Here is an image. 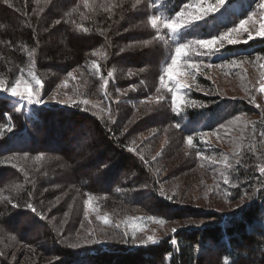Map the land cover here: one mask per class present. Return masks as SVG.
<instances>
[{"label":"trees","instance_id":"1","mask_svg":"<svg viewBox=\"0 0 264 264\" xmlns=\"http://www.w3.org/2000/svg\"><path fill=\"white\" fill-rule=\"evenodd\" d=\"M159 1L141 0L134 8L135 0H87V6L85 0H0V79L11 85L23 69L24 75L35 85L27 74L31 68L42 81L40 90L43 88L49 93L57 81L78 69L96 83L92 88L97 90L98 106L109 110L106 116L99 118L91 112L90 105L42 103L31 106L29 113H24L17 102L13 104L0 92V130L6 126L13 129L0 135V264H13V259L3 256V252H11L13 248L15 240L9 230L15 225L36 231L42 244L25 239L23 234L16 233L14 238L19 237L31 245L25 247L26 251L53 258L45 260L47 264H81L79 254L87 249H94V253L85 259V264H264V174L259 171L264 166L262 106L255 107L248 99L240 97L231 100L185 89V97L195 105L188 104L179 112L172 109L170 114L163 115L156 108V97L166 95L164 88L159 93L155 89L145 98L147 92H141L144 86L135 81V93L119 92L118 85L125 84L134 77L132 75L140 76L139 72L129 74L128 70L142 62L148 53L146 49L136 51V47L129 46L132 41L142 42L151 36L148 30L140 31L139 18L143 23L152 14H174L190 2ZM259 2L226 0L219 13L210 15L214 20L204 22L189 33L197 38L218 34L224 25L238 22L242 15L251 13ZM142 6L147 9L145 13H142ZM79 26L88 31H82ZM150 29L153 35L156 30ZM183 40L187 41L180 42ZM225 47L217 53L225 60L236 56L241 59L246 53L248 59L264 63V38L255 37L246 44ZM33 50L35 55L30 60L28 52ZM257 57L262 58L257 60ZM93 61L99 65L98 72L93 68ZM113 68L115 77L110 80L104 73ZM105 76L110 82L107 90L97 85ZM149 76L153 80L152 72ZM203 85L208 87V82L204 81ZM140 94L144 97L140 98ZM258 113L261 118L253 120L245 130L248 134L243 138L239 155L229 159L234 168L225 169L214 163L213 160L219 159L211 158L207 150L211 144L201 140L199 135L215 130L225 133L231 120ZM160 115L163 116L158 118ZM163 121L184 140L193 136L194 146L182 144V148L205 169L215 168L216 175L221 177L220 171L224 169L229 184L234 185L226 187L220 184V180L224 181L219 178L217 193L228 194L226 198L232 201L243 197L239 204L231 210L211 212L182 204L185 195L174 190L175 185L167 187L164 180L157 179H162L160 170L174 171L169 169L178 163L176 157L183 154L180 145L164 146L166 163L151 169L149 161L138 157L131 149L149 158L157 149L152 147H156L158 135L148 139L140 136L153 133L149 126ZM72 132L77 139L73 144ZM232 133L239 136V132L233 130ZM241 136L242 133L239 138ZM220 152L219 149L217 156H222ZM37 156L42 158L37 160ZM61 161L68 165L56 172L60 167L56 163ZM153 170L159 176H155ZM16 186H19L18 191ZM69 187L67 191L71 192L62 195ZM230 194L236 198L231 199ZM89 196L97 200L100 214L106 215L116 229L109 235L104 234L108 236L107 241L97 246H92L90 236L94 233L92 229L99 225H88V214L81 217L80 211L74 213L70 219H77L79 224L68 218L69 199L73 197L71 203L75 206ZM52 198H58L53 206ZM12 203L18 207H12ZM28 204L36 211L28 208ZM136 209L146 210L165 222L185 217L209 220L168 232L157 237V243L135 244V233L119 231L116 223L117 217L126 219ZM65 238L72 243L62 244ZM20 247L22 250L24 246Z\"/></svg>","mask_w":264,"mask_h":264},{"label":"rangeland","instance_id":"2","mask_svg":"<svg viewBox=\"0 0 264 264\" xmlns=\"http://www.w3.org/2000/svg\"><path fill=\"white\" fill-rule=\"evenodd\" d=\"M156 1V0H155ZM160 2L159 0H157ZM264 3V0H260V2L256 5L254 10L251 13H255L256 15L254 16V20H259L261 15H264V10H261L260 4ZM142 13H145L147 11L144 6H142ZM250 14V13H249ZM207 17L206 21L214 20L213 18ZM246 18V15H242V19ZM139 18L138 20V26L141 32H147L149 31V38L143 39L141 41H132L130 42L131 45L136 47L140 51L143 49L148 50L147 56H144V59L142 62H140L136 67L131 66L132 68L128 70L129 74H134L139 72V75H132L134 76L133 78H130V80H127L126 83L118 85L119 86V92L120 94H126V93H135L137 90V82L135 81H140L142 83V86H144V89H140L141 92H147V98L148 96L151 95L157 89L159 84V76L161 75V70L162 67L164 66V62L170 54L174 51L175 46H173L174 43H172V37L171 35L164 29H161L159 36L161 37L160 39H157L158 33L154 31L153 35L151 32V27L148 24V21H142ZM239 22V20H238ZM238 22H231L227 25H224V28H222V31H226L227 28L229 27H234L235 24ZM146 23V24H145ZM204 22H200L199 25H202ZM234 23V24H233ZM248 27L250 29L255 30V28L259 27V24H255V27L253 26V21L249 22ZM151 32V33H150ZM220 33V32H219ZM218 33V34H219ZM184 36L186 37L185 40H191V39H196L195 34L189 33L188 30H185ZM210 38V37H208ZM237 39H240L241 41L247 40V34H244L242 36L237 37ZM181 42H186V41H181ZM248 43V41L246 42ZM244 42L238 43V44H246ZM157 44L162 48V50L156 48ZM227 45V44H226ZM231 45H237V44H231ZM158 47V46H157ZM173 48V49H172ZM226 48V47H225ZM224 48V49H225ZM222 50V49H221ZM220 50V51H221ZM241 59H238V57H232L228 60H225L223 56H218L217 53L213 55H200L198 57L193 56V59L197 62L200 63L199 70L196 71L195 69H188L187 71L190 74H186L185 76L182 77V79L185 81V83L189 86L185 89H190V90H196L197 92L204 94V95H220L221 97H226L231 100H234L235 98H244L248 99L249 102H252L253 105L256 107L257 105H261V110L262 113H264L263 107H264V93L260 92L259 89V84L261 82V74L264 73V67L257 66L262 63V61L255 62V60H251L247 58V54L245 53ZM237 61V65H233L231 61ZM217 61V62H215ZM240 61H243V63H239ZM215 62V63H214ZM208 65H211V67H208ZM264 65V63H262ZM109 71L113 72V76L115 77V68L109 69ZM107 71V73L109 72ZM152 72L154 78L153 80L150 78L149 73ZM233 72V73H232ZM107 73H104L106 75ZM127 73V72H126ZM125 73V74H126ZM231 73V74H230ZM28 74V73H27ZM160 74V75H159ZM26 79V75H24ZM68 77V78H67ZM62 79L59 77V81H57L52 87L49 93H47V90H40V95L41 98L44 100L43 104H50V103H56L61 106L65 105H73L71 101H76V104H83V107L85 106H91L93 108V111L91 112L93 114H96L99 118H103V116H106L109 112L108 109L106 108H101L98 105L100 104V99L97 97L96 92L97 90L93 87V84H96L92 80L89 79L88 75L86 76L85 73L80 72L78 69L72 71V76H67ZM75 77V79H73ZM156 77L158 78V81L156 80ZM197 77L200 78L199 80H196ZM104 79H107L106 76ZM103 79V81H104ZM111 80V78H109ZM108 79V80H109ZM29 80V79H28ZM208 82V87L206 85H203L204 81ZM30 81V80H29ZM103 81L100 80V83L97 84L99 87L101 86V89H108L109 83L104 87ZM203 81V82H201ZM121 82V81H120ZM119 82V83H120ZM33 84V83H32ZM210 85V86H209ZM10 86V85H8ZM117 86V87H118ZM33 87L35 88V85L33 84ZM143 88V87H142ZM183 90L182 94L185 97L186 90ZM245 89H248L246 91ZM3 93L2 95L7 96L8 98L11 99L13 104H16L19 108H23L24 113H29L30 107L32 106H37V104H28L26 101L19 100L18 98H14L9 96L7 93L0 91ZM139 92V93H141ZM164 92L166 95H164V99L161 100L160 102H157V109L158 113L160 114H167L170 110H172V104H171V94L167 91V89H164ZM218 93V94H216ZM54 97V99H53ZM139 97H144L142 94L139 95ZM252 97H255V100H252ZM130 99V97H127ZM143 98V99H145ZM186 101H189L187 97H185ZM61 101H69L68 103H61ZM84 101H87V103H84ZM131 100H129L130 102ZM146 101V100H145ZM88 104V105H84ZM89 106V107H90ZM98 107V109H97ZM87 110V109H86ZM163 115H160L158 118H161ZM239 120L236 118L234 120H231L229 122V128H227V132L223 133L224 130H221L220 132L215 130L213 132L208 131V132H203L200 134V139L207 141L211 145H209V149H207L210 153L211 158H217L219 160H222L224 156H227L228 159H234V156H236V149L240 148L241 143L243 141V138H246L247 134L246 129H248V126L251 125L253 120L261 118V113L255 114L253 116L247 117V116H239ZM245 122H251L248 123L247 126ZM159 122H155L152 126H149L150 129H153V133H147L144 135H141V139H148L152 136L156 137L158 135V142H156V147L157 148L154 150L153 154L149 157L146 158L143 156L140 152L133 148L131 149L133 152L138 155V157H142L145 160L149 161L150 169L152 166H164L166 163V157L164 154V151L162 148L164 146L170 147L171 144H173V147L175 145H180V151L183 153L179 156L176 157L178 160V163L169 171L171 172L174 170L172 173H168L163 169L162 171L160 170V174H163L162 179L160 177H157V179L164 180L165 183H167V187H171L172 185H175L174 190H179V193H182L185 195L183 197V203L182 204H190L193 207H198L201 208L205 211H213V210H218V211H227L231 210V208L237 204H239L240 200L243 197H240L238 200H230L227 199L226 196L228 194L225 193H217V186L216 183L218 184L219 178L223 179V175H227L224 172V169H221L220 173L222 177L219 175H216L217 169L215 168H208L205 169L204 166L201 165V163L193 159V156H190L187 151H184L182 148V144H187V140L183 139V137H180L177 132H175L172 128V126L167 123L166 121H163L159 124H156ZM239 132V136L242 133V136L239 138V136H235L232 132ZM73 136V141L71 144L75 143L77 141L76 136H74V133L72 132L70 134ZM217 136H219V139H217ZM193 137V136H192ZM151 146V145H150ZM171 148V147H170ZM220 149V154L222 156H217V151ZM216 153V154H214ZM181 156H183L181 158ZM188 156V157H186ZM217 156V157H216ZM51 157H56L55 155H51ZM205 158V156H202ZM185 158V159H184ZM156 159V160H154ZM150 162H152L150 164ZM187 162V163H186ZM186 163V164H185ZM68 163L67 162H58L56 163V166H60L56 172H60L64 170L67 167ZM223 167V166H222ZM150 171V170H149ZM151 172V171H150ZM153 174L155 176H159V173L155 172L153 170ZM152 173V172H151ZM223 173V174H222ZM215 174V176H214ZM60 175V173H58ZM63 180V179H62ZM159 181V182H160ZM199 182V183H198ZM194 184L192 186H189V184ZM225 185L226 187L228 186L229 188H232L234 183L232 184H225L220 180V184ZM200 184V185H196ZM216 186V187H215ZM71 187V186H70ZM66 189L62 191V195L69 194L70 192ZM230 198L234 199L236 196H231ZM58 198H52L50 200L51 206L55 205V202ZM179 199L182 200L180 197ZM73 200V197L69 199V202L71 204V208L69 205L70 212L68 213V218L70 219L72 216L74 217V213H79L81 214V217L87 213L89 216L86 220V223L88 225H99L98 227H94L92 230L94 231L93 234H91V242H93L92 246H97V244H100L102 242L107 241V237L104 236V234H108L111 230L116 232V229L113 228V225L111 223L104 224L102 220L97 219V216H104V214H100V210L97 208V205L99 204L97 200L92 199V207H89L88 205L85 204L84 201H78L79 204H76L74 206V202L71 203ZM180 200V201H181ZM74 209V210H71ZM96 210V214L94 213ZM111 212V210H110ZM137 213V214H134ZM129 214L126 219L125 217H117V223L119 224V231L123 233H132L135 235V244H140V241L143 239H146L147 236L150 235H155L156 237H162L168 232H171L173 228L179 229L181 227H184L186 225H193V224H200L207 222L209 219H188L189 217L181 218L179 220L170 222L167 221L163 225H160L159 223L156 222L158 219H162L160 217H155L154 215H151L148 213L146 210L143 209H136V212ZM56 214L51 215L53 218ZM67 216V215H66ZM87 217V216H85ZM89 217H92L90 219ZM130 217V218H129ZM55 218L58 219V216ZM61 218V217H60ZM132 218L139 219V221H135V219L132 220ZM150 218H156L150 219ZM60 220V219H58ZM62 220V218H61ZM72 220V223H78L77 219H70ZM120 222V223H118ZM106 230H104V229ZM74 230L76 232L77 227H74ZM10 235L13 237L15 241H13V248L11 252H3V256H6L7 258L13 259V264H47L45 260H52L49 259L50 256L47 254L46 256L39 257L36 252L33 254V251H26L25 247L29 248L31 245H27L26 241L21 240V238H14L16 236V233L21 235L23 234L25 239H30L34 240V242H39V244H42V240L39 239L36 236V231H34L33 228H23L22 226L15 225L14 227L11 226ZM102 231H104L102 233ZM22 236V235H21ZM36 236V237H35ZM8 237V236H7ZM17 240V241H16ZM71 240V239H69ZM23 241V242H22ZM42 242V243H41ZM62 244H70L68 239L65 238V241L62 242ZM210 244V243H209ZM208 244V245H209ZM37 245V244H36ZM20 246H24L23 249L21 250ZM94 249H87V251H82L84 252L83 254H79V257L82 259L80 260L81 264L87 263L85 261L88 256L93 254ZM44 261V262H43Z\"/></svg>","mask_w":264,"mask_h":264},{"label":"snow or ice","instance_id":"3","mask_svg":"<svg viewBox=\"0 0 264 264\" xmlns=\"http://www.w3.org/2000/svg\"><path fill=\"white\" fill-rule=\"evenodd\" d=\"M47 2V0H45ZM155 2V0H154ZM141 3V0H135V4L133 7L135 8L137 5ZM226 0H190V2L185 3L179 11H175L174 14H152L148 17V24L153 30H156L158 33L157 39H160L159 33L161 29L166 30L172 37V43L175 44L174 51L170 54L168 59L165 60L164 66L161 70V75L159 76V84L160 87H157L156 91L159 93L161 88L167 89V91L171 94V104L173 111H181L183 107L187 106L188 104L195 105L194 101H186L185 97L183 96L182 92L185 88L189 87L185 81L182 79L183 76L186 74H190L187 70L188 69H195L196 71L199 70L200 63H197L193 56H208L218 53L221 49H223L226 44H238L241 42L246 43L249 40L254 39L255 37L264 38V15L260 16V19L254 20L255 13L246 14V18L240 19L234 27L227 28L226 31H222L219 34H211L210 38H196L187 40L186 42H180L182 39H186L184 36L185 30L192 31L199 26L200 22H206V18L209 17L211 14L219 13L221 9L225 6ZM85 5L87 6V0H85ZM261 10H264V3L260 4ZM253 21V26L255 24H259L258 28L255 30L250 29L248 27L249 22ZM59 23V21H57ZM82 31L87 32L86 28L79 26ZM247 34V40L241 41L237 39V37ZM123 51V49H122ZM35 50L28 52V57H34ZM262 57H257V60L261 59ZM231 63L235 66L237 65V61L233 60ZM239 63H243L240 61ZM34 65V61H33ZM93 68L98 72L99 65L93 61L92 62ZM211 67V65H208ZM264 67V65H261ZM131 74V73H130ZM28 75L31 77V81H34L35 88L33 87L32 82L25 78L23 69L20 71V75L11 83L10 86L7 85L6 81L0 79V91L7 93L9 96L18 98L19 100L26 101L28 104H42L44 100L41 98L40 95V87L42 86V81L39 76L36 75L34 71L29 70ZM72 76V73H69ZM109 78L113 77V72L109 71L107 73ZM75 79V77H73ZM103 79V77H101ZM104 87L109 83L108 79H104L103 81ZM248 91V89H245ZM260 92L264 93V73L261 74V82L259 84ZM54 99V97H53ZM163 96H157L156 101L160 102L163 100ZM252 100H255V97H252ZM69 101H61V103H68ZM71 103L76 104V101H71ZM87 103V101H84ZM259 107V105H257ZM237 120L240 118L237 117ZM248 123L245 122L246 126ZM179 127V124H177ZM13 129L12 127H5V129L0 130V135L4 134V131L11 132ZM264 135V134H262ZM219 139V136H217ZM187 144L189 146L193 145V137L188 136L186 138ZM134 151V149H133ZM236 155H239V148L237 149ZM199 156L200 153H197ZM42 156H37L36 159L40 160ZM214 163H219L223 165L225 169H233L234 165L229 163V159L227 156H224L222 160L216 161L213 160ZM236 164H239V160L236 161ZM259 171L264 174V166L259 168ZM223 181L225 184L230 182L228 175H223ZM16 190H19V186H16ZM170 198V197H169ZM4 199H8L5 197ZM92 197L89 196L88 199L85 201V204L89 207H92ZM9 203L11 201L9 200ZM12 207H18V205L12 203ZM33 212L36 209L31 205H27ZM95 211V209H93ZM87 215V213H85ZM97 219L102 220L105 224L109 223L108 217L105 216H97ZM156 219V218H150ZM157 223L163 225L165 220L158 219L156 220ZM172 232H176L177 229L173 228ZM158 238L155 235L147 236L146 239L140 241L141 244H149V243H157Z\"/></svg>","mask_w":264,"mask_h":264}]
</instances>
